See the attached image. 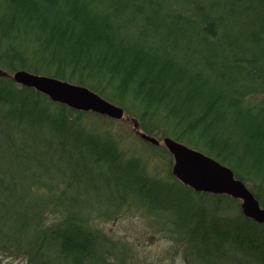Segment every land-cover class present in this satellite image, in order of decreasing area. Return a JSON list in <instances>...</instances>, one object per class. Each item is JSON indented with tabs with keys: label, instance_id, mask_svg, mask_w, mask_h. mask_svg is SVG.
<instances>
[{
	"label": "trees",
	"instance_id": "trees-1",
	"mask_svg": "<svg viewBox=\"0 0 264 264\" xmlns=\"http://www.w3.org/2000/svg\"><path fill=\"white\" fill-rule=\"evenodd\" d=\"M20 69L123 106L168 164L165 136L215 157L264 207V0H0V251L131 264L98 223L128 206L158 219L183 264H264V222L241 198L152 173L135 138L103 128L114 118L18 83Z\"/></svg>",
	"mask_w": 264,
	"mask_h": 264
},
{
	"label": "water",
	"instance_id": "water-1",
	"mask_svg": "<svg viewBox=\"0 0 264 264\" xmlns=\"http://www.w3.org/2000/svg\"><path fill=\"white\" fill-rule=\"evenodd\" d=\"M13 77L18 83L35 87L50 99L72 108L92 110L116 119L124 117L123 106L88 86L25 69L15 71ZM141 137L152 144L160 143L159 138L146 132H141ZM163 142L173 154L172 171L184 184L197 191L223 192L241 198L243 212L259 222H264V207L247 184L235 176L230 166L171 136H165Z\"/></svg>",
	"mask_w": 264,
	"mask_h": 264
},
{
	"label": "rangeland",
	"instance_id": "rangeland-1",
	"mask_svg": "<svg viewBox=\"0 0 264 264\" xmlns=\"http://www.w3.org/2000/svg\"><path fill=\"white\" fill-rule=\"evenodd\" d=\"M127 115L125 111L121 119L108 118L103 121V128H110L120 135L128 136L129 140L135 138L136 143L132 142L129 146L134 147L138 155H151L152 147L139 137L134 128L135 124L129 119L131 116L128 118ZM138 131L141 132V128ZM169 158L168 153L165 152L163 155H151L148 162L149 170L160 177L166 176L167 170L172 166V163L168 164ZM81 195V198H85L88 202H96L97 197L95 198L92 191H89V195L85 193ZM98 223L102 224L118 244H127L131 264H183L178 246L158 224V219L147 215L139 207L123 206L115 214L113 213L112 217L98 219ZM0 264H25V261L0 251Z\"/></svg>",
	"mask_w": 264,
	"mask_h": 264
}]
</instances>
